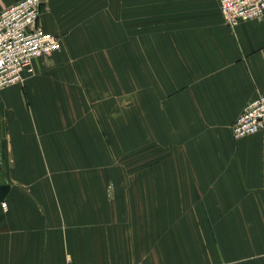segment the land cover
Returning <instances> with one entry per match:
<instances>
[{
  "label": "crops",
  "instance_id": "0c3cea01",
  "mask_svg": "<svg viewBox=\"0 0 264 264\" xmlns=\"http://www.w3.org/2000/svg\"><path fill=\"white\" fill-rule=\"evenodd\" d=\"M39 23L61 50L0 90V264H264V130L232 134L264 94V17L43 0Z\"/></svg>",
  "mask_w": 264,
  "mask_h": 264
},
{
  "label": "built area",
  "instance_id": "2783aa9c",
  "mask_svg": "<svg viewBox=\"0 0 264 264\" xmlns=\"http://www.w3.org/2000/svg\"><path fill=\"white\" fill-rule=\"evenodd\" d=\"M43 0H19L0 12V90L23 83L35 73L34 62L62 48L59 36L39 23ZM225 23L235 27L264 17V0H220ZM264 130V94L249 101L232 125L235 139ZM7 209V203H2ZM66 264H79L68 259Z\"/></svg>",
  "mask_w": 264,
  "mask_h": 264
},
{
  "label": "water",
  "instance_id": "95a60500",
  "mask_svg": "<svg viewBox=\"0 0 264 264\" xmlns=\"http://www.w3.org/2000/svg\"><path fill=\"white\" fill-rule=\"evenodd\" d=\"M8 190H9L8 185L0 186V201L4 198Z\"/></svg>",
  "mask_w": 264,
  "mask_h": 264
}]
</instances>
